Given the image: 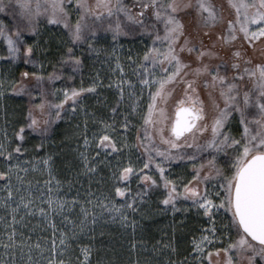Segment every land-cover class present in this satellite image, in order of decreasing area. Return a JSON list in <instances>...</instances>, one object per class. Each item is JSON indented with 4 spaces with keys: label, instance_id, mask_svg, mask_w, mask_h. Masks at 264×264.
<instances>
[{
    "label": "snow or ice",
    "instance_id": "snow-or-ice-1",
    "mask_svg": "<svg viewBox=\"0 0 264 264\" xmlns=\"http://www.w3.org/2000/svg\"><path fill=\"white\" fill-rule=\"evenodd\" d=\"M229 4L235 11V19L227 22L223 35H217L216 40H213L209 47H205L202 40L197 45L184 36L185 26L178 18V14L186 9H194L206 26H215L219 17L208 0H195V3H192V0H188L187 3L182 0H170L168 3L163 0H133L132 6L125 4L124 0H115V2L113 0H96L92 5L88 3V0H75L74 7L73 0H34V2L33 0H0V14H12L15 18L16 9H19V20L15 32L6 31L5 27L0 24V39L6 42L9 53L5 59L12 61L19 59L23 49L25 64L34 63L30 59L33 55V45L25 47L23 40L25 29L20 27V23L25 24L26 29L35 35L36 29L33 25L41 16H44L49 24L62 25L66 30L68 39L62 43L67 47L61 53L58 63L61 65V70L64 66L70 69L73 75L68 76L69 80L74 78V74L82 71L84 61L81 57L84 53L81 51V54L77 55V50L81 45L87 44L89 52L98 54V50L93 45L99 39L100 31L111 32L113 41L135 31L136 25L143 28L148 35L153 34L147 31L149 26L155 32L153 47L144 52L143 61L150 63L153 68L159 66L162 75L159 78L153 77L151 81L140 80V83L149 90L146 114L138 112L141 103L139 97H136L131 105V113L140 114L143 120L141 126L143 131L137 134L136 140L138 146L143 147L148 159L143 163L142 169L134 168L129 162L127 166L112 174L117 183L128 182L131 176L139 175L140 180L143 181L140 187L144 191L132 195L130 189L114 186V195L123 197V203L117 206L112 200L111 194H102L95 199H89L87 204L94 208L99 207L101 215L106 211L113 221L119 220L122 226L131 227L135 233L138 222L135 219L130 220L129 214L141 213L143 216L141 208L145 203L147 190L158 187L157 180L144 174V169L150 168V165L154 163V157H160L162 161H179L185 159L184 155H180L183 150L194 149L195 152L193 155L187 156V160L193 162L195 174L187 183L181 181L182 191H178L176 182L169 180L164 175L165 169L161 164L155 165L159 170V177L166 192L160 203L165 206V209L171 206L173 216H175V213L179 211H188L187 208L177 207L181 198L184 201H191L196 211L202 213L210 222L211 227L203 230L210 233V236L202 235L199 240L193 239L192 253L195 255L192 260H188L187 257L184 260L169 259L166 264H205L206 261L207 264H211L212 253H208V256L205 257V245H212L213 238L217 237L218 231L223 233L224 230H227L229 240L232 239V235L237 237L228 244L227 248L223 249L226 256L224 264H241L242 261H247V264H264V64L251 66L252 61L245 58V52L234 47L235 42L241 36L250 45L264 38V0H229ZM134 7L139 8L135 14L133 13ZM148 10L152 11L156 23L150 25L146 23L152 19L151 16L146 15ZM70 11L77 13L74 24L71 22ZM105 22H107L106 27H104ZM157 23L162 24L163 35L157 29ZM204 35L211 39L210 33L205 32ZM181 37H184L182 44L179 43ZM217 41L222 42V48L230 53L228 58L220 55L217 50ZM157 43L163 47V50L161 47L155 46ZM184 52L195 53V67H193L192 61L185 62L181 59V53ZM205 58L208 60L218 59L220 62L207 63ZM40 67L43 70V64ZM116 68L123 71L119 64L116 65ZM53 69V72L49 73L46 78L36 72L31 73L32 78L36 81L39 95L32 97L30 92L28 95L33 101L39 99L40 103L32 104L28 110L27 120L29 122L14 133L15 139L21 143L25 141V128L32 132L46 133L48 131V127L54 122L52 120L53 109L56 120L61 119L62 111L69 103L71 113H75L78 108L81 111H86L81 103L82 99L86 93L95 94L97 92V87L100 84L98 79L93 80L87 88L81 86L54 90L51 95L55 96L58 91H62L63 99L59 103L53 104L46 99L49 93L44 88L46 80L61 79V76L57 75L55 65H53ZM144 70L147 72L148 69ZM230 72L232 75H228ZM29 75L27 71L21 73L23 79H28ZM201 77L205 78L203 87L208 90L207 95L214 111L210 123L206 119L205 104L200 98L197 87ZM245 80L252 82V87L247 90L243 87ZM178 84L184 85L183 95L175 102L173 110L170 112L168 103ZM81 85H83V80H81ZM117 87L120 89V96L116 106L111 108L113 117L119 113V105L124 98L122 84H117ZM129 87L131 88L133 85L129 83ZM153 88L155 91H152ZM217 89L223 106L213 95ZM25 90L26 86L23 84L19 89L13 87V92L17 95ZM3 95L4 93L0 91V97ZM129 95L130 97L134 96L133 93H129ZM35 111L40 113L39 118L34 115ZM131 113L125 114L121 122L125 132L130 127L129 115ZM100 123L102 124L101 133H93L94 140L98 142V148L119 154L121 150L117 148V142L110 134L116 130L115 119L112 123L105 121H100ZM233 124L236 125L239 138L232 133ZM86 128L87 121H85ZM209 133L210 135L206 137V134ZM4 138L8 140L6 132ZM201 138H204L202 142ZM11 142L9 141V144ZM83 144L85 151L79 153L80 160L85 174H91L96 171V167L91 163L95 157L90 158L87 154L91 142L86 134ZM161 145L166 146L164 150H161ZM123 147L127 148L128 145L125 143ZM36 148H43V144L36 145ZM24 151L28 150L24 149ZM13 153L22 154L21 144H17L14 149L9 151L8 146L0 142V157H5L9 162L7 172L0 171V178H7L14 170L10 164ZM201 153H206L209 159L206 163L196 167L194 162ZM99 155L100 152L97 151V157ZM50 160L51 156L42 158L38 163L47 167ZM49 175H51L50 172ZM18 179L20 178L18 177ZM209 181H215L211 192L207 188ZM51 183V180L45 181L46 200L43 199L44 194H41V204H45L46 207H37L39 215L49 222L53 230L52 238L49 241L50 258L46 264H73L71 257L67 260L63 258L71 250L69 241L76 236V224L69 220L66 212L70 213L78 201L60 198V181H56L57 191L54 195ZM201 184L205 185L203 191L199 187ZM6 187L8 189L7 200H11L13 196L11 185H6ZM92 195L89 193V196ZM215 200H219V203H216ZM33 203L31 198L26 200L24 196L20 197V202L16 207L11 208L13 225L24 220L23 216L20 221L16 219V214L21 208L25 210V216L34 214ZM80 214L83 216L80 221L81 231L89 218L92 224L96 223V213L90 212L85 205H80ZM53 215L62 216V222H66L72 227L71 235L60 232L59 250L56 243L57 227L51 220ZM218 215L220 218L219 230L216 219ZM183 224V220L178 222L179 226H183ZM14 236L15 228L13 227L12 234L9 235V241L13 243L4 245L5 249L15 246ZM35 247L43 253L40 243H37ZM132 247L135 248V244ZM163 248L170 249L172 253L177 251L175 247L168 244L163 245ZM80 252L83 255V260L81 261L77 257L75 264H89L90 249L82 247ZM233 252L236 254L235 259L231 254ZM219 254L220 250H217V257ZM28 261L29 264H34L31 249H29Z\"/></svg>",
    "mask_w": 264,
    "mask_h": 264
},
{
    "label": "rangeland",
    "instance_id": "rangeland-1",
    "mask_svg": "<svg viewBox=\"0 0 264 264\" xmlns=\"http://www.w3.org/2000/svg\"><path fill=\"white\" fill-rule=\"evenodd\" d=\"M95 2L96 0H88L90 5L95 4ZM163 2L168 3L170 0H163ZM182 2L187 3L188 0H182ZM208 2L213 6L219 17L215 26H206L194 9H186L178 14V18L185 26L184 36L197 45L202 40L205 47H209L212 41L216 40L217 35H223L227 22L235 19V11L231 8L229 0H208ZM124 3L131 6L133 0H124ZM74 5L75 0H73V7ZM138 11L139 8H133L134 14ZM146 15L152 17L151 20L146 21L147 24L156 23L151 10H148ZM70 17L71 22L74 24L77 13L70 11ZM121 18L123 19V17ZM18 20L19 9H16L15 18H13L12 14H0V24L10 33L15 32ZM106 26L107 22H105L104 27ZM156 26L160 34L163 35L162 24L157 23ZM20 27L25 29L23 34L25 47L33 45V55L30 59L34 63L25 64L23 49L19 59L15 61L5 59L9 56V53L6 42L0 39V85H2L0 91L4 93L0 97V142L5 143L9 151L14 149L17 144H21L22 147V154L13 153V158L10 161L14 170L7 178H0V264H29V249H31L34 264H46V261L50 258L49 241L52 238L53 230L49 222L41 217L37 211L38 206L46 207L45 204H41V194H44L43 199L46 200L47 189L45 181L48 180L52 182L51 187L54 195L57 191L56 181H60V198L68 201H72L73 199L78 201L70 213L66 212L69 220L74 221L76 224V236L73 240L69 241L71 250L63 257L65 260L71 257L73 264H75L76 258L79 257L82 261L83 255L80 252V248L82 247L90 249L89 264H166V261L169 259L174 261L184 260L185 257L188 260H192L195 255L192 253L193 239L199 240L202 235L210 236V233H206L203 230L210 228L211 224L207 217L196 211L191 201H184L182 198L178 201L177 207L181 209L187 208V212L179 211L173 216L171 206L165 209V206L160 201H162L166 192L163 188V182L159 177V170L155 165L161 164L165 169L164 175L169 180L176 182L178 184V191H182L181 181L187 183L195 174L193 162L187 160V156L193 155L195 152L194 149H185L180 153V155L185 156L184 160L162 161L160 157H154V163L150 165V168L144 169V174L152 176L153 179L157 180L158 187L147 190L145 203L141 208L143 216L141 213L129 214L130 220L135 219L138 222L135 233H133L131 227L122 226L119 220L113 221L106 211L101 215L99 207L94 208L92 205L87 204L89 199H95V197L102 194H111V198L117 206L123 203V197H116L114 195V186L128 188L132 195H135L136 192L144 191L140 187L143 181L140 180L139 175L131 176L128 182L117 183L112 174L113 172H118L120 168L127 166L129 162H131L134 168L142 169L143 163L148 159L143 147H139L136 140L137 134L143 131L141 127L143 120L140 114L131 113V105L135 98L139 97L141 103L138 112L146 114L149 90L140 83V80L148 79L151 81L153 77L159 78L162 75L159 66L153 68L150 63L143 61L144 52L153 47L155 36L153 29L150 26L148 27L147 31L153 33L152 35H148L143 28L136 25L135 31L129 32L127 36L118 37L116 41H113L111 32L100 31L98 33L99 39L93 45L98 50V54L96 52H89L87 44L81 45L80 49L77 50V55H80L81 51L84 53L81 58L84 61L82 70L85 68V76L82 77V75L76 73L74 74V78L69 80L68 76L73 75L69 70L66 75L61 76L60 80L45 81L44 88L49 93L46 99L53 104L59 103L63 99L62 91H58L55 96L51 95V92L54 90L79 88L81 86L87 88L93 80L98 79L100 81L97 92L95 94L86 93L81 101L86 111H81L78 108L75 113H71L70 106H68V108L65 107L64 111H62L61 119L56 120L55 110H52V120L54 122L50 128L55 123H60L64 125L65 129L66 136L61 143L65 146L62 150L64 152L62 156L65 157L63 163L65 169H67V172L73 179L72 181L71 176H69L70 181L67 182L66 179L60 177L61 169L58 170V168L61 166L57 165L56 150L47 147V141L51 139L52 135L49 131L50 128L46 133L32 132L30 129L25 128V141L22 143L16 140L14 136V133L20 127L25 126L29 122L27 116L32 104L40 103L39 99L33 101L28 95L29 92L32 97L39 95L36 89V81L32 78L31 73L36 72L38 75L45 76V78L49 74V67L43 49L44 46L41 44L42 33L44 30L52 27L59 31L65 29H63L62 25L49 24L44 16H41L33 25L36 29L35 35L26 29L25 24L20 23ZM125 30L127 31V29ZM205 32L211 34V39L204 35ZM183 39L184 37H181L179 43L182 44ZM155 46L161 47L163 50V47L159 43ZM234 47L245 52V58L252 61L251 66L264 64V38L250 45L241 36L235 42ZM217 50L225 58H228L230 55V53L222 48V42L220 41H217ZM181 59L185 62L192 61L193 67H195V53H181ZM205 62L216 64L220 61L218 59L208 60L205 58ZM41 64L44 66L43 70H41ZM117 64L123 69L122 72L116 68ZM145 68L148 69L147 72H145ZM18 69H24V72H29V82L25 83L21 75L18 77L16 74ZM228 75H232V73L230 72ZM204 79L202 77L198 81L197 87L200 92V98L205 104L206 119L210 123L214 111L207 95L208 90L203 87ZM81 80H83V85H81ZM129 83L133 87L130 88ZM21 84L28 85L29 87L26 86L25 92L17 95L13 92V87L19 89ZM33 84L35 86L32 87ZM117 84H122L124 98L123 102L119 105V113L113 117L111 108L116 106L120 96V89L117 87ZM183 87V84L176 86L175 93L168 103L170 112L173 110L175 102L182 97ZM243 87L245 90L251 88L252 82L245 80ZM152 91H155V88ZM129 93H133L134 96L130 97ZM213 95L223 106L218 89L213 92ZM129 113H131L129 115L130 127L125 132L121 122L124 119V115ZM113 119H115L116 130L110 134L117 142V148L121 150L119 154L112 153L110 150L99 149L98 142L93 137V133H101L102 124L100 121L112 123ZM85 121H87L86 129ZM5 132L8 140L4 138ZM232 133L239 138L235 124L232 125ZM85 134L91 142L90 147L87 149V154L90 158L95 157L91 163L96 167V171L91 174H85L79 155L80 152L85 151L83 144ZM208 135L210 133L206 134V137ZM39 138L42 139L41 141L44 140L45 143L40 142ZM204 138H201V142ZM9 141H12L11 144H9ZM125 143L128 145L127 148L123 147ZM40 144H43V148L37 149L36 145ZM165 147L161 145V150H164ZM24 149L28 151L25 152ZM97 151L100 152L98 157ZM49 156H51L49 166L46 167L42 163H38L42 158ZM208 159L209 157L206 153L199 154V158L194 162L195 166L199 167L200 164L206 163ZM17 165L18 167H16ZM8 168L9 162L5 157H0V171L7 172ZM24 169H27V171H24ZM49 172L51 175H49ZM71 182L73 183L71 184ZM213 183L215 181H209L207 184L210 192L213 191ZM9 184L13 193L11 200H7L8 189L6 185ZM199 187L203 191L205 185L201 184ZM29 193H31V196H29ZM89 193L93 195L89 196ZM21 196H24L26 200L29 198L33 200L32 211L34 214L25 216V210L21 208L16 214V219L20 221V218L23 216L24 220L13 225L11 208L16 207L20 202ZM215 202L219 203V200H215ZM5 204L8 206L5 207ZM80 205H85L89 208L90 212L94 211L96 213V223L92 224L89 218L88 222L83 226V231L80 230V221L83 219V216L80 214ZM216 219L219 230V215ZM51 220L57 227L56 243L59 250L60 232H66L71 235L72 227L68 223L62 222L63 217L60 215L51 216ZM181 220L184 221L183 226L178 225V222ZM13 227L15 228V246L5 249L4 245L13 243L9 241V235L12 234ZM152 232L157 234L155 238L150 236V234H153ZM100 237L106 238L107 246L97 245L96 241ZM235 239L237 237L232 235V239L229 240L227 230H224L223 233L218 231L217 237L213 238V244L205 245V257L208 256V253H212L211 264H224L226 256L223 249L227 248L228 244ZM37 243H40L43 253L35 247ZM133 244H135V248L132 247ZM165 244L175 247L177 249L176 253H172L170 249L163 248ZM217 250H220L218 257L216 255ZM231 254L235 259V252ZM205 264H207V261ZM241 264H247V261H242Z\"/></svg>",
    "mask_w": 264,
    "mask_h": 264
},
{
    "label": "trees",
    "instance_id": "trees-1",
    "mask_svg": "<svg viewBox=\"0 0 264 264\" xmlns=\"http://www.w3.org/2000/svg\"><path fill=\"white\" fill-rule=\"evenodd\" d=\"M192 3H194V0H192ZM132 4H131V6H132ZM60 31L56 28H53V27L49 28L47 30H44L42 33L41 44H43L42 46H44L43 49L45 51V57H46L45 59H46V62L48 64V67H49V73L53 72V70H54L53 65H55L57 75L62 76V75H66L70 69L67 66H64L63 70H61V65L58 63L61 53L64 52L66 50V47H67V45L62 43V41H66L68 39L66 30H63V31L60 30ZM57 43H59V44H57ZM23 70L24 69H18L16 71L17 72L16 74L18 75V77L21 75L22 72H24ZM83 70H84V72H83ZM83 70L81 73L79 72L78 75H82V77L85 76V68ZM189 78H191V77H189ZM24 80H25V83L29 82L30 81V75H29L28 79H24ZM26 86H28V85H26ZM33 86H35V84H33L32 87ZM68 106H70V103L68 105H65L66 108H68ZM34 115H36L38 118L40 117V113L38 111H35ZM41 127H43V125H41ZM50 127H51V125L48 127V130ZM49 131L52 135H51V139H49L47 141V144H48L47 147L48 148L50 147L51 149L56 150V152H57V155H56L57 165L61 166L60 168H58V170L61 169L60 170V177L66 179V181L68 182V181H70L69 176H71V175L67 172V169H65V167H64L63 162L65 160V157L62 156V154L64 153L62 150L64 149L65 146H63L61 144L62 141H64L65 136H66L64 125L60 124V123L59 124L55 123L53 125V127L50 128ZM37 132H40V131H37ZM38 140L40 142H42L43 144L45 143V141L44 140L41 141L42 139H40V138ZM71 179H72V176H71ZM72 181H73V179H72ZM72 183L73 182H71V184ZM152 233L153 234H150V236L152 238L153 237L155 238L157 234H155L154 232H152ZM154 241H155V239H154ZM96 243H97V245L103 246V247L108 245L106 238H101V237L98 238Z\"/></svg>",
    "mask_w": 264,
    "mask_h": 264
}]
</instances>
